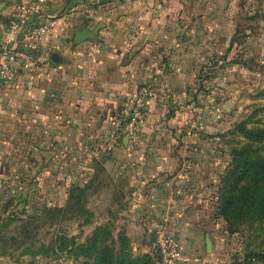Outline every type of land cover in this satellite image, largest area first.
Listing matches in <instances>:
<instances>
[{"label":"crops","instance_id":"crops-1","mask_svg":"<svg viewBox=\"0 0 264 264\" xmlns=\"http://www.w3.org/2000/svg\"><path fill=\"white\" fill-rule=\"evenodd\" d=\"M16 1L0 0V48L23 45L22 35L7 34ZM29 1L36 22L59 16L48 61L0 86V264H50L27 244L12 246L30 241L35 213L66 211L73 186L85 188L89 216L77 215L83 230L69 237L83 242L111 221L144 254L146 228L168 219L165 228H176L186 247V225L204 216L201 195L218 173L209 155L214 142L204 138L206 113L195 121L194 104L219 106L226 94L219 83L225 76L213 74L220 63L210 69L203 61L227 44L233 12L225 0ZM84 30L92 35L77 41ZM143 84L156 97L136 142L114 139L113 112ZM175 211L184 227L174 226ZM64 218L59 225L68 235ZM149 235L155 239L151 229Z\"/></svg>","mask_w":264,"mask_h":264},{"label":"rangeland","instance_id":"rangeland-1","mask_svg":"<svg viewBox=\"0 0 264 264\" xmlns=\"http://www.w3.org/2000/svg\"><path fill=\"white\" fill-rule=\"evenodd\" d=\"M224 4L227 11L233 12V24L226 29V36H224L226 40H229L225 46L210 50V57L203 62L206 61L204 66L210 69L220 63V67L214 68L213 74L225 76V81L219 83L221 88L226 89V94L219 106L212 105L217 103L215 99V102L209 103L212 106L206 109L201 103L194 104L195 108L202 109L199 122L203 120L206 113L209 128L205 132L207 137L204 138L214 142L209 149V155L216 158L211 162L213 167L217 166L218 173L216 179L210 180V189L207 193L201 195V197H207L208 201L204 216L200 215L197 220L186 225L188 229L186 247L182 248L176 234L175 238L183 254V259L178 264H264V261L257 256L260 251H264V221L254 217L239 216L234 204L229 217L223 216L220 212L223 197L227 194L232 180V177L229 179L231 172L239 166V162L234 159L235 152L244 150L251 158L264 160V139L253 140L241 130V127L250 131L264 130V0H231V3L225 0ZM209 90H212L211 87ZM196 116L197 114L193 111L195 121H197ZM200 183L203 184V180ZM247 184L248 181L241 182L238 189ZM175 212L178 217L174 218V226L180 227L183 224L179 217L185 216L181 215L180 211ZM35 214L37 215H32L29 219L39 222H32L27 230L33 238L31 237L30 241L26 240L23 244H13V249L16 247V250H22L27 244V248H30L32 252L45 255L50 264H91V260L80 251L77 244L82 242L79 240H75L74 244L70 240V246L67 249H60L62 242L60 238L64 236V227L59 225L61 218L65 217L64 219L69 222L65 228V234L68 235L65 236L73 232L80 236L79 233L83 230L75 226L74 221L78 213L74 209L62 212L51 210L41 216H39L41 212ZM97 214L101 217L100 210ZM87 217L88 215L84 214L81 220H86ZM186 217L189 218L187 215ZM190 218L192 220L191 216ZM171 222L172 220L168 219L167 222L165 219L156 220V223L166 231V223L171 224ZM38 224L43 226L39 227ZM154 224L145 230L146 241L149 240L147 243L149 246L145 249L149 251L144 254L137 253L134 246L138 247V242L135 241L133 244L126 235L128 243L124 242L116 233L111 221L105 225L112 230V237H108L107 244L113 246L117 253L121 252L120 249L124 244L127 246L126 251L135 257L148 256L150 264H165L159 252ZM150 229L154 233V240L149 235ZM131 236L134 239L137 234L131 233ZM183 251L196 256L194 258L191 256L187 260L188 256ZM193 251L194 253H191ZM32 261L39 260L26 259L24 263L29 264ZM44 261L47 262V259Z\"/></svg>","mask_w":264,"mask_h":264},{"label":"built area","instance_id":"built-area-1","mask_svg":"<svg viewBox=\"0 0 264 264\" xmlns=\"http://www.w3.org/2000/svg\"><path fill=\"white\" fill-rule=\"evenodd\" d=\"M39 14V13H38ZM57 16H49L43 21H35L34 9L29 0H17L14 3L7 27L10 38L23 36V45L0 48V86L20 73V69L36 71L41 64L48 61L51 47L48 35ZM40 15L38 16L39 20ZM156 92L147 84L130 92L124 102L112 114V135L114 139L129 141L136 137L137 126L146 119V110ZM202 109L196 108L197 121ZM159 252L165 264H178L183 258L181 246L175 237L165 234L163 227L155 223Z\"/></svg>","mask_w":264,"mask_h":264},{"label":"trees","instance_id":"trees-1","mask_svg":"<svg viewBox=\"0 0 264 264\" xmlns=\"http://www.w3.org/2000/svg\"><path fill=\"white\" fill-rule=\"evenodd\" d=\"M149 103L146 117L148 115ZM142 123L137 126L135 142ZM241 130L253 140L260 141L264 139V130L250 131L244 127H241ZM234 159L236 162H239V166L231 172L229 179L232 177V180L227 194L223 197L220 212L223 216L229 217L230 210L234 204V208L237 209L239 216L254 217L264 221V160L253 159L244 150H237ZM243 181H248V184L238 189V186ZM84 197L85 188L73 186L66 210L74 209L80 215L87 214L89 216L88 210L84 207ZM57 212L62 211L57 210ZM105 225L97 227L92 235L85 239V242L77 244L82 254L91 260V264H150L148 256L135 257L132 253L126 251L127 246L124 244L120 249L121 252L117 253L113 246L107 244L108 237H112V230H109ZM175 229L173 226H169L167 227V231L165 230V234L170 237H176V231L178 230L176 229L175 231ZM118 235L121 236L124 242L128 243V239L126 241L123 233H118ZM70 237L64 235L60 238L62 241L60 245L61 250L67 249L70 246V240L74 244L76 237ZM257 256L264 261V251H260Z\"/></svg>","mask_w":264,"mask_h":264},{"label":"water","instance_id":"water-1","mask_svg":"<svg viewBox=\"0 0 264 264\" xmlns=\"http://www.w3.org/2000/svg\"><path fill=\"white\" fill-rule=\"evenodd\" d=\"M91 35H92V33L88 32V30L81 31L79 33V38H77V41H79L80 39L85 38L86 36H91ZM209 246H210V243H209Z\"/></svg>","mask_w":264,"mask_h":264}]
</instances>
